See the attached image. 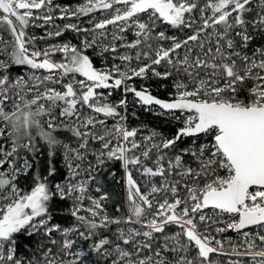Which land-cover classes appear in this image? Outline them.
Wrapping results in <instances>:
<instances>
[{
  "label": "snow or ice",
  "instance_id": "snow-or-ice-1",
  "mask_svg": "<svg viewBox=\"0 0 264 264\" xmlns=\"http://www.w3.org/2000/svg\"><path fill=\"white\" fill-rule=\"evenodd\" d=\"M0 264H264V0H0Z\"/></svg>",
  "mask_w": 264,
  "mask_h": 264
},
{
  "label": "trees",
  "instance_id": "trees-1",
  "mask_svg": "<svg viewBox=\"0 0 264 264\" xmlns=\"http://www.w3.org/2000/svg\"><path fill=\"white\" fill-rule=\"evenodd\" d=\"M56 2L57 3H67V0H56ZM72 2H73V6H74L75 0H72ZM57 23L63 24V23H65V21H57ZM29 31L33 32L37 35H40L43 32V30L39 29V28L29 29ZM72 37H73L72 33H66L63 37H60L59 40H61V41L62 40H72ZM55 42H57V41L52 40V41H49L48 43H55ZM73 42H75V41H73ZM45 43H46L45 41H39L38 46L43 47L45 45ZM97 63H99V61H97ZM153 92H154V94L160 95L161 97L165 96V92L163 89L154 88ZM129 99H131V97ZM132 112H136L137 115L135 118L132 117V115H131ZM129 123L132 126H139V125L144 124L150 128L151 127H161L162 128L164 126V121L161 118L154 116L151 113L144 112L140 108H134L131 104L129 106ZM109 184H110V189L114 194V198L116 197L117 194L122 195L123 190L119 185L115 184L113 181H109ZM227 235L235 237V234L231 233V232L228 233Z\"/></svg>",
  "mask_w": 264,
  "mask_h": 264
}]
</instances>
